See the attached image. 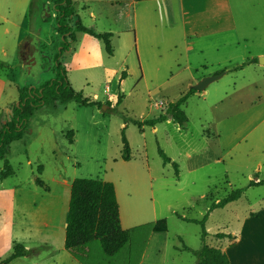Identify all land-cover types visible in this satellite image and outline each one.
Masks as SVG:
<instances>
[{
    "label": "rangeland",
    "instance_id": "obj_1",
    "mask_svg": "<svg viewBox=\"0 0 264 264\" xmlns=\"http://www.w3.org/2000/svg\"><path fill=\"white\" fill-rule=\"evenodd\" d=\"M119 1L112 11L90 3L98 18L91 22L80 10L85 1L76 0L84 26L116 33L109 56L101 41L80 33L61 50L49 1L0 0V126L17 107L19 90L50 81L56 64L73 90L96 103L42 106L9 145L12 174L1 177L0 159V264H196L201 227L187 220L206 215L203 242L223 251L227 238L216 234L230 233L264 202V185L248 187L255 177L264 180V65L256 57L258 64L231 70L264 53V0H182L184 22L168 15V2L136 1L133 20L126 0ZM186 41L195 48L237 44L187 57ZM219 73L186 99L183 126L168 117L141 130L131 123L165 115L169 102ZM159 150L177 164V176ZM76 178L114 185L121 226L131 231L118 254L104 255L97 240L87 253L63 249ZM237 189L243 190L237 200L211 209ZM161 219L167 231L155 234ZM15 244L26 255L5 263Z\"/></svg>",
    "mask_w": 264,
    "mask_h": 264
},
{
    "label": "trees",
    "instance_id": "obj_2",
    "mask_svg": "<svg viewBox=\"0 0 264 264\" xmlns=\"http://www.w3.org/2000/svg\"><path fill=\"white\" fill-rule=\"evenodd\" d=\"M52 3L56 11V31L62 37V48L69 49L76 42V34H86L102 42L105 52L111 56L113 51L111 47V34L107 32H96L91 28L85 27L79 21L75 8L71 0H47ZM150 1V0H137ZM249 62H256V59L249 60L233 70L244 67ZM1 67V66H0ZM55 76L48 82L40 85L38 88H23L19 90L18 105L12 108L11 117L5 120L0 126V159H4V171L1 177L12 174L10 167L7 165L6 156L9 153L11 142L20 140L23 131L33 113L46 105H63L68 102H75L80 106H93L96 103L84 97L81 92L72 89L67 81L65 70L60 64H56ZM197 93L188 88L186 93L174 102H169L166 113L157 119L144 121L131 120V123L142 129L143 126L153 127L155 124L171 118L179 126H183L186 121V115L182 110L186 99ZM72 137V131L68 132ZM122 154L123 161L130 160V151L125 136L122 133ZM159 155L164 164H170L171 160L159 150ZM175 169L176 176L178 169L176 163H171ZM41 168H38L40 173ZM35 184L43 185L39 178L35 179ZM263 186L264 180L258 182L249 181L248 187ZM243 190L237 189L228 194L225 198L211 205V209L220 208L226 204L237 200ZM206 215L200 220H187L188 222L199 224L201 227L202 246L197 251H192L197 260L196 264H230L229 259L224 251L220 248L210 247L203 241L206 237L204 224ZM152 231L166 232V222L164 219L158 220L153 226ZM131 231L122 228L119 218V206L116 198L114 185L111 182H105L98 179L76 178L71 182L69 191L68 208L65 217V232L63 249L65 251H75L84 248L89 243L97 240L100 244L102 253L106 256H114L129 243ZM217 238L233 239L230 235L216 234ZM13 253L4 261L10 262L18 257L26 255L27 251L21 244L14 245ZM186 251H191L183 247Z\"/></svg>",
    "mask_w": 264,
    "mask_h": 264
},
{
    "label": "crops",
    "instance_id": "obj_3",
    "mask_svg": "<svg viewBox=\"0 0 264 264\" xmlns=\"http://www.w3.org/2000/svg\"><path fill=\"white\" fill-rule=\"evenodd\" d=\"M71 1L75 8L76 15L79 21L81 22V14L79 11L77 13L79 4L76 3V0H71ZM82 1H85V3L87 1L89 3V6L83 3L81 5L80 10L86 13L88 19L91 22H95L96 20H98V18H97V14L95 10L93 9V7L90 6V3L92 5L101 4L103 6H106V8H108L111 11L114 8L121 7L122 5L119 0H82ZM136 1L137 0H126V3H128V7L130 6L133 11L132 13L133 20L135 18V12H134L135 8L134 7H135ZM181 1L182 0H174V1L173 0H150V1H138V2H148L149 5L159 4V5H164V6H166V3L168 2V9H169L168 15L174 16L178 20L184 22L183 15L184 13L186 15V11ZM55 16H56V12H55ZM85 27H88L94 30V27L92 28L89 25H86ZM107 33H110L112 35L111 39L113 35H116V33L112 32V30H108ZM236 44L237 43H225V44H222L219 46H213V47L209 45H204L202 47L195 48L194 47L195 43L193 41H186L185 56L187 57L194 56V55H197V53L204 54L205 52L212 51V50H220V49L229 48V47L235 46ZM256 57H264V53H259L257 54V56L247 59L246 62L249 60L256 59ZM256 62H257V59H256ZM256 62H249L248 64L251 63V64L256 65L258 64ZM236 66H239V65H236ZM233 68L234 67H232L231 70H233ZM254 181L258 182L260 181V179L255 177ZM248 213H249L248 215H245L240 220L236 228L230 230L231 231L230 233L232 235L230 233L225 234V235H230L233 238V239L227 238L228 245L223 249V251L225 252V254L227 255L229 259L230 264H264V202L256 211L251 210ZM61 229H62V242H64V232H65V221L64 220H63V227ZM158 233H164V232H157L155 234H158ZM91 244L92 242L89 243L84 248H82L81 250L87 253V251L89 250V246ZM71 252H74V251H71Z\"/></svg>",
    "mask_w": 264,
    "mask_h": 264
},
{
    "label": "water",
    "instance_id": "obj_4",
    "mask_svg": "<svg viewBox=\"0 0 264 264\" xmlns=\"http://www.w3.org/2000/svg\"><path fill=\"white\" fill-rule=\"evenodd\" d=\"M258 62L260 65H264V57H259ZM223 74L219 73L210 77H206L202 80H200L197 84L192 85L190 88L193 89L196 92H201L207 87L211 82L217 80L220 78ZM18 105V104H17Z\"/></svg>",
    "mask_w": 264,
    "mask_h": 264
},
{
    "label": "built area",
    "instance_id": "obj_5",
    "mask_svg": "<svg viewBox=\"0 0 264 264\" xmlns=\"http://www.w3.org/2000/svg\"><path fill=\"white\" fill-rule=\"evenodd\" d=\"M158 105H162V106H163V105H164V103H163V102H160Z\"/></svg>",
    "mask_w": 264,
    "mask_h": 264
},
{
    "label": "flooded vegetation",
    "instance_id": "obj_6",
    "mask_svg": "<svg viewBox=\"0 0 264 264\" xmlns=\"http://www.w3.org/2000/svg\"><path fill=\"white\" fill-rule=\"evenodd\" d=\"M22 57H24V56H22ZM28 62H30V60Z\"/></svg>",
    "mask_w": 264,
    "mask_h": 264
}]
</instances>
